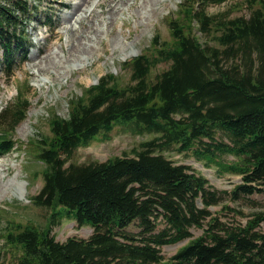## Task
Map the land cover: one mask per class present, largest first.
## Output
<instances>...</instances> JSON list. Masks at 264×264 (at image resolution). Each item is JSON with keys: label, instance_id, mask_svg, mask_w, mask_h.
<instances>
[{"label": "trees", "instance_id": "1", "mask_svg": "<svg viewBox=\"0 0 264 264\" xmlns=\"http://www.w3.org/2000/svg\"><path fill=\"white\" fill-rule=\"evenodd\" d=\"M225 1L184 0L168 19L170 38L152 39L151 49L123 63L128 81L100 76L68 100L66 118L50 116V134L29 149L43 164L30 199L49 217L43 226L6 220L0 233L16 264H164L160 247L184 239L169 264H264V209H209L226 194L233 201L264 194V0H244L246 16L208 13ZM36 8L0 0V69L8 77L32 47L26 24ZM26 92L0 110V156L18 146L10 134L26 117ZM118 125L153 136L104 161H72L77 148ZM169 148L240 182L218 190L161 153ZM62 218L93 231L56 240ZM134 221L137 233L126 230ZM191 227L201 234L191 238Z\"/></svg>", "mask_w": 264, "mask_h": 264}, {"label": "rangeland", "instance_id": "2", "mask_svg": "<svg viewBox=\"0 0 264 264\" xmlns=\"http://www.w3.org/2000/svg\"><path fill=\"white\" fill-rule=\"evenodd\" d=\"M36 4L33 17L27 26V38L32 47L26 58L6 76L0 69V110L13 103L18 92L26 89L29 105L26 117L10 134L18 146L0 156V233L6 220L33 222L43 226L50 210L35 206L31 196L42 186L43 164L29 149L37 138L49 135V118L52 114L66 118L68 100L80 96L86 87L98 83L105 74H117L128 81V71L123 63L148 49L151 40L170 38L168 19L177 15L184 0H27ZM210 14L226 12L230 16H246L248 8L244 0H227L207 7ZM200 40L205 38L197 32ZM160 66H164L161 64ZM153 136L150 133L133 132L118 125L107 136L95 137L88 146L75 150L72 161L85 163L104 161L111 156L138 146ZM225 141L227 139L223 138ZM33 142V143H31ZM163 155L191 166L206 177L218 190L229 191L240 177L224 173L218 175L213 165L197 160L191 151L178 152L169 148ZM223 161L235 160L232 154L221 155ZM200 205V202H198ZM222 204H227L249 214L264 209V194L254 193L248 197L231 200L226 194L219 205L209 209L215 213ZM222 216H233L232 213ZM242 223L245 217L241 218ZM164 226L161 223L158 229ZM137 233L140 228L134 221L126 228ZM93 229L80 226L76 220L62 218L52 229L55 239L68 237L87 238ZM192 237L202 230L191 227ZM188 239L160 247L163 263L187 242ZM0 264H16L0 236Z\"/></svg>", "mask_w": 264, "mask_h": 264}, {"label": "water", "instance_id": "3", "mask_svg": "<svg viewBox=\"0 0 264 264\" xmlns=\"http://www.w3.org/2000/svg\"><path fill=\"white\" fill-rule=\"evenodd\" d=\"M164 264H169V263H164Z\"/></svg>", "mask_w": 264, "mask_h": 264}]
</instances>
